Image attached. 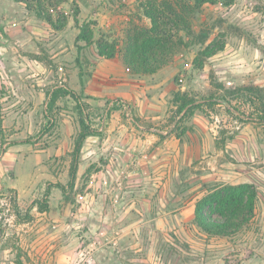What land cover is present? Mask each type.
Returning <instances> with one entry per match:
<instances>
[{
	"label": "rangeland",
	"instance_id": "rangeland-1",
	"mask_svg": "<svg viewBox=\"0 0 264 264\" xmlns=\"http://www.w3.org/2000/svg\"><path fill=\"white\" fill-rule=\"evenodd\" d=\"M42 2L55 26L33 4L0 0V264L18 259L24 264H264V237L259 236V250L250 247L263 220L250 223L252 216L228 235L209 234L196 224L194 207L190 226L180 220L169 229L155 213L165 207L179 212V198L150 210L141 207L143 215L133 209V217L143 216L139 233L122 237L103 220L109 207L94 205L93 168L79 174L73 164L80 120L101 135L120 116L161 139H178L189 154L171 176L177 195L187 198L195 187L196 197L200 188L242 179L259 194L264 0L203 4L191 18L195 35L182 32L185 43L153 74L132 73L119 54L111 58L99 51L101 44L119 53L134 26H151L143 10L147 0ZM75 18L85 28L78 41ZM77 45L83 46L80 54ZM59 87L76 96L62 94L51 105ZM179 89L204 103V110L190 117L179 113L173 96ZM72 130L70 149L63 138ZM118 179L128 176L121 172ZM45 202L48 208L41 210ZM27 213L31 221L24 219ZM189 228L191 233L182 230Z\"/></svg>",
	"mask_w": 264,
	"mask_h": 264
},
{
	"label": "crops",
	"instance_id": "crops-1",
	"mask_svg": "<svg viewBox=\"0 0 264 264\" xmlns=\"http://www.w3.org/2000/svg\"><path fill=\"white\" fill-rule=\"evenodd\" d=\"M73 132V130L66 131L63 138L64 145L66 147L69 145L70 149ZM178 145V139L171 136L161 139L156 133L143 131L137 126V122H131L120 116H115L109 121L107 132L101 135L91 134L85 138L80 155L76 162L75 158L73 159V164L78 168L79 174L89 167L93 168L89 187L94 189L93 193H97L94 196V205L104 204L109 207V211L103 214V220L108 226L114 224L122 237L129 233L131 235L139 233V222L143 220L141 207L150 210L154 204L170 205L178 198L183 200L182 210L175 212L168 207L157 208L155 218L162 220V225H168L169 229L175 222L180 223V220L185 227L186 224L191 225L195 203L209 191L200 188L196 191L195 197L192 193L195 188L193 187L189 189L190 195L187 198L175 193L171 176L179 172L183 159L190 158L189 154L184 153ZM199 150L201 151L202 148ZM187 163H191L190 159ZM121 172L128 176L127 181L118 179ZM235 178L237 179L238 176L235 175ZM249 179L251 175H248ZM240 182L247 181L242 179L235 184ZM260 188L255 214L250 223L256 218L264 221V186ZM120 205L123 209L117 211ZM133 209L142 215L133 217ZM258 209L262 211L259 212ZM96 215L98 216V213H95ZM97 218L101 220L99 216ZM182 230L184 233H191V228ZM259 236L264 237V224L260 232H253L250 247L254 250H259L261 244ZM262 244L264 245V242Z\"/></svg>",
	"mask_w": 264,
	"mask_h": 264
},
{
	"label": "trees",
	"instance_id": "trees-1",
	"mask_svg": "<svg viewBox=\"0 0 264 264\" xmlns=\"http://www.w3.org/2000/svg\"><path fill=\"white\" fill-rule=\"evenodd\" d=\"M25 2L28 8L32 4L36 7V12L40 17L46 18L53 23L52 15L45 11L42 0H15ZM220 0H147L143 5L144 15L151 19V26L136 25L126 35L123 47L117 53L116 49L106 50L99 44L101 55L115 57L120 55L121 59L130 72L135 74H153L161 67L171 61L178 47L185 43L184 35L193 34V25L191 18L203 4L217 3ZM234 0H225V4L230 5ZM79 24L80 33L77 41L84 35V26H80L78 18H75ZM59 28V27H58ZM84 38V37H83ZM80 54L83 46L77 45ZM70 94L75 97V91H63L61 87L52 92L50 100L54 105L62 94ZM178 112H185L186 116H192L198 110H204V103L199 102L195 97L187 92L177 90L173 94ZM214 103H209L212 105ZM186 110V111H185ZM81 128L75 138L74 160L80 155L81 148L85 138L92 134L85 118L80 120ZM2 120L0 119V128ZM76 171H71V177L74 179ZM258 199V190L255 185L248 183L240 184H217L213 185L209 192L197 200L195 206V222L205 232L209 234L228 235L231 232L240 229L255 214L256 203ZM48 208L47 203L40 205L41 210ZM208 211L210 214H208ZM20 212L17 211V215ZM26 221L32 220L31 213L24 217ZM18 264H24L18 259Z\"/></svg>",
	"mask_w": 264,
	"mask_h": 264
},
{
	"label": "built area",
	"instance_id": "built-area-1",
	"mask_svg": "<svg viewBox=\"0 0 264 264\" xmlns=\"http://www.w3.org/2000/svg\"><path fill=\"white\" fill-rule=\"evenodd\" d=\"M113 104V101L110 103V105H112Z\"/></svg>",
	"mask_w": 264,
	"mask_h": 264
}]
</instances>
